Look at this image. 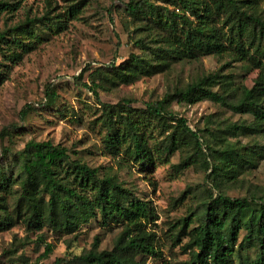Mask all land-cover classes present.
<instances>
[{"label": "trees", "instance_id": "16d2710c", "mask_svg": "<svg viewBox=\"0 0 264 264\" xmlns=\"http://www.w3.org/2000/svg\"><path fill=\"white\" fill-rule=\"evenodd\" d=\"M23 1L26 0L0 1V15L17 11ZM165 1L173 10L152 0H130L126 5L124 11L132 22H146V27L154 31L149 34L152 38H148L156 45L152 48L146 37L136 40L134 47L142 50V55H133L118 67L113 64L112 73L119 83L133 84L142 76L161 73L169 61L192 62L208 56H228L259 70L251 89L231 84L229 90L222 89L229 85L224 76H203L161 102L146 104L145 115L149 122L162 124L167 133L162 153L173 155L183 141L194 145L196 162H192V156L184 158L175 167L177 172L200 163L207 173L212 170L207 177L219 191L216 197L209 191L210 198L203 202L202 210L182 221L176 243L188 239L183 246L189 253L185 264H236V258L247 250L254 251L256 256L244 264H264V197L232 198L221 189L227 180L236 179L253 166L252 159L258 153L239 149L225 142L224 136L214 134L211 139L217 143L210 144L204 131L192 130L186 119L168 110L171 101L191 106L209 101L253 119L250 125H234L223 134L264 136V16L259 11L264 0ZM81 11L82 4H73L63 17L79 19ZM46 19H28L0 33V50L4 46H10L9 50L21 48V54L10 55L12 60L29 51L25 40L41 41ZM64 23L50 21L47 29L60 30ZM107 77L99 71L98 87L109 82ZM84 87L94 93L103 109L100 122L106 129L104 149L116 156L124 153L135 162H150L152 149L145 122L135 116L133 101L123 99L116 105L105 104L100 101L96 86ZM216 87L220 91H215ZM45 96L46 106L55 104L57 98L51 84L46 86ZM30 110L32 106L22 112L23 117ZM6 154L0 163V232L20 223L32 230L47 228L72 235L96 221L104 227L120 229L114 247L99 251L96 242L87 254L75 257L73 264H148L151 258L161 257L152 229L157 221L153 203L136 198L114 176H101L99 169L83 163L77 153L52 141H30L22 151L6 150ZM196 222L198 225L192 228ZM52 252L48 245L45 257ZM61 263L62 260H56L54 264Z\"/></svg>", "mask_w": 264, "mask_h": 264}, {"label": "rangeland", "instance_id": "374dc122", "mask_svg": "<svg viewBox=\"0 0 264 264\" xmlns=\"http://www.w3.org/2000/svg\"><path fill=\"white\" fill-rule=\"evenodd\" d=\"M152 1L170 10L174 8L165 0ZM129 2L26 0L20 3L17 11H5L0 15V33L28 19L47 18L44 34H40L42 40H25L29 51L12 60L10 55L21 54V48L9 50L10 46H4L0 50V163L6 158V150L22 151L30 141H52L77 153L83 163L99 169L101 176H114L136 198L153 203L157 221L152 229L162 255L151 258L148 264H185L189 253L183 246L188 239L182 238L181 244L176 243L182 221L202 210L203 202L210 198L209 191L215 197L219 191L212 187L207 177L212 170L207 173L200 163L177 172L175 167L184 158L192 156V162H196L195 147L183 141L173 155L162 153L167 133L162 124L148 121L146 104L161 102L199 78L213 74L225 77L229 85L222 89L229 90L231 86L251 89L259 77V70L228 56H208L192 62L169 61L161 73L142 76L133 84L119 83L112 73V65L118 67L133 55H142V50L135 49V41L146 37L152 48L156 45L148 38L154 31L146 27V22H132L127 17L124 10ZM73 4H82L79 19H64ZM259 11L264 16V1ZM50 21L66 23L62 29L50 31L47 29ZM99 71L108 76L109 82L98 87ZM50 84L57 99L54 105L46 106L45 91ZM85 84L91 88L96 86L100 101L105 104L116 105L123 99L133 101L131 107L136 110L135 116L145 122L144 129L152 149L150 162H135L124 153L116 156L104 149L106 129L100 122L103 109ZM215 91H220V87ZM28 106H32V110L23 117L22 112ZM168 110L186 119L192 130L204 131L210 144L217 143L211 139L214 134L224 136L225 142L239 149L258 153L252 159L253 166L238 174L236 179L227 180L221 189L232 198L264 197V136L223 134L231 126L250 125L253 121L250 115L235 114L209 101L192 106L171 101ZM223 145L225 143L218 148ZM197 225L198 222L192 228ZM119 233V228H107L96 221L72 235L47 228L32 230L19 223L0 232V264H54L56 260H62L61 264H73L75 257L87 254L96 242L99 251L112 250ZM48 245L53 252L47 258ZM255 256L254 251H244L236 258V264H244Z\"/></svg>", "mask_w": 264, "mask_h": 264}]
</instances>
